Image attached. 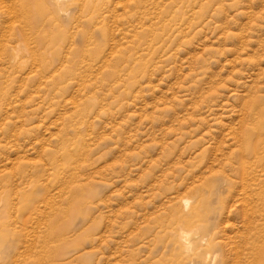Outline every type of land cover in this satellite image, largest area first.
<instances>
[{"label": "rangeland", "instance_id": "1", "mask_svg": "<svg viewBox=\"0 0 264 264\" xmlns=\"http://www.w3.org/2000/svg\"><path fill=\"white\" fill-rule=\"evenodd\" d=\"M0 264H264V0H0Z\"/></svg>", "mask_w": 264, "mask_h": 264}, {"label": "bare ground", "instance_id": "2", "mask_svg": "<svg viewBox=\"0 0 264 264\" xmlns=\"http://www.w3.org/2000/svg\"><path fill=\"white\" fill-rule=\"evenodd\" d=\"M187 235V234H186ZM186 241V240H185ZM187 242V241H186Z\"/></svg>", "mask_w": 264, "mask_h": 264}]
</instances>
